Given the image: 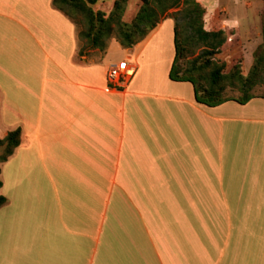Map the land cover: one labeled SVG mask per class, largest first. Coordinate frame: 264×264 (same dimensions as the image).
<instances>
[{
    "label": "crops",
    "instance_id": "crops-1",
    "mask_svg": "<svg viewBox=\"0 0 264 264\" xmlns=\"http://www.w3.org/2000/svg\"><path fill=\"white\" fill-rule=\"evenodd\" d=\"M52 1L0 0V102L21 130L0 165V264H264V98L197 103L169 78L170 18L85 61ZM240 3L224 25L261 27L264 0ZM116 46L137 68L123 88Z\"/></svg>",
    "mask_w": 264,
    "mask_h": 264
},
{
    "label": "trees",
    "instance_id": "trees-1",
    "mask_svg": "<svg viewBox=\"0 0 264 264\" xmlns=\"http://www.w3.org/2000/svg\"><path fill=\"white\" fill-rule=\"evenodd\" d=\"M129 1L115 0L108 14L101 9H94L100 0H53L52 6L78 29L81 21L77 16H82L86 29L79 30V38L86 39L91 48L102 51L107 48V41L115 36L123 48H132L143 41L162 21L172 18L175 22V57L169 73L170 80L191 83L196 102L207 107H217L229 101L245 105L254 98H264V94L254 93L256 86L264 84V42L256 51L248 74L244 73L240 59L227 70V63L217 59L216 55L235 37L231 34L226 36L222 28L204 22L207 11L199 0H139L141 5L132 20L125 22L123 18ZM176 9L179 10L171 14ZM181 26L183 32L180 31ZM262 35L264 40V27ZM190 44L200 46L202 52L184 66L183 60L189 52ZM83 53L80 50L79 55L82 56ZM229 88L240 95L227 94ZM20 142V128L9 131L0 140V146L5 148L0 156V165L13 155ZM6 203L7 199L0 195V208Z\"/></svg>",
    "mask_w": 264,
    "mask_h": 264
},
{
    "label": "rangeland",
    "instance_id": "rangeland-1",
    "mask_svg": "<svg viewBox=\"0 0 264 264\" xmlns=\"http://www.w3.org/2000/svg\"><path fill=\"white\" fill-rule=\"evenodd\" d=\"M115 0H100L99 4L94 6L95 10H102L106 12L107 14L111 10L110 6L113 4ZM201 4L206 8V15L204 18V22L211 23L212 25L216 26V28H222L224 30L226 36L228 35H234L233 41L227 42L224 47L221 49L220 53L216 55L217 59L224 60L229 70L233 64L236 63L237 60L242 61L244 73L248 74L250 71L253 63H254V57L256 51L263 45V35L262 30L264 27V12L262 14V23L261 27L256 22H254L255 19H250L249 22H245V24H242L241 26L237 27H227L224 25V19H225V12L223 10V1L224 0H199ZM247 2V3H246ZM254 3V0H241V6L246 8L250 7L248 4ZM141 2L139 0H130L127 6V10L124 14L123 20L125 22H130L133 18V15L137 12L138 8L140 7ZM245 8V7H244ZM179 9L172 10L171 14H175L176 11ZM77 18L81 21V26L79 30L86 29V22L82 16H77ZM168 19V18H167ZM172 19V18H170ZM174 21V19H172ZM180 22L182 23L181 18L179 17ZM175 23V22H174ZM180 23V24H181ZM174 28V27H173ZM180 31L183 32L182 26L180 27ZM196 43V42H195ZM120 45L118 38L112 37L107 41V48L102 51L100 49L91 48V46L88 44L86 39H81V46L80 50H83L85 53L86 59L85 61H96L98 60L103 54L107 51V49L111 45ZM190 44L189 46V52L187 53V56L183 60V65L186 66L188 62L192 61L195 57H197L202 51V48L200 46H196ZM166 50V48H164ZM79 50V52H80ZM167 53V51H165ZM124 53L122 49L119 47H113V50L110 53V56L107 60H111L112 62L116 61L119 62L124 57ZM167 55V54H166ZM76 61H81L79 57H76ZM108 63V61L105 62V64ZM254 93L256 95H263L264 94V84L258 85L254 89ZM227 94L239 96L240 93L237 91H233L230 88L227 90ZM3 104L0 102V140L4 138V133L8 130H14V115H13V107L10 106L5 109L2 107ZM4 146H0V156L4 153Z\"/></svg>",
    "mask_w": 264,
    "mask_h": 264
},
{
    "label": "built area",
    "instance_id": "built-area-1",
    "mask_svg": "<svg viewBox=\"0 0 264 264\" xmlns=\"http://www.w3.org/2000/svg\"><path fill=\"white\" fill-rule=\"evenodd\" d=\"M136 66L128 60H121L117 64L112 65L107 74L108 84L113 88H123L136 73Z\"/></svg>",
    "mask_w": 264,
    "mask_h": 264
}]
</instances>
